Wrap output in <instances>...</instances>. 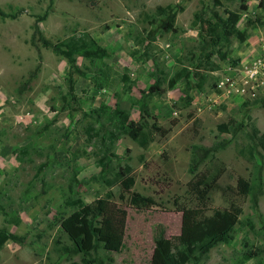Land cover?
Wrapping results in <instances>:
<instances>
[{
  "label": "rangeland",
  "instance_id": "rangeland-1",
  "mask_svg": "<svg viewBox=\"0 0 264 264\" xmlns=\"http://www.w3.org/2000/svg\"><path fill=\"white\" fill-rule=\"evenodd\" d=\"M168 6L177 9V32L159 26V8ZM0 8L24 9L17 18L0 17V229L27 236L25 244L3 245L0 264L80 261L64 253L71 241L60 221L76 210L71 201L91 203L109 192L128 212L125 245L120 252L101 248L100 256L112 264H151L157 236L180 234L182 207H201L191 188L193 146L231 138L218 129L231 118L248 127L198 172L223 171L206 215L234 206L242 213L229 241L213 247L199 264H264V193L254 208L252 192L242 194L237 186L241 176L257 190L262 161L249 123L264 132V25L254 22L264 16V0H0ZM47 9L39 23L46 38L57 42L88 32L108 51L104 58L78 57L86 74H73L74 91L67 60L37 34L32 41L36 17ZM226 9L240 13L237 28L247 38L236 35L217 44L210 39L209 21L216 20L214 12L227 17ZM182 71L171 88L169 81ZM157 78L162 90L150 92ZM144 91L152 114L147 119L166 134L156 133L145 148L127 134L115 142L104 137L112 126L92 110L102 102L119 105L131 120L142 121ZM250 149L253 161L245 156ZM107 158L103 171L100 163ZM128 166L135 178L130 191L117 182ZM134 191L156 203L134 206ZM250 253L254 256L245 259Z\"/></svg>",
  "mask_w": 264,
  "mask_h": 264
},
{
  "label": "trees",
  "instance_id": "trees-1",
  "mask_svg": "<svg viewBox=\"0 0 264 264\" xmlns=\"http://www.w3.org/2000/svg\"><path fill=\"white\" fill-rule=\"evenodd\" d=\"M52 2V0H51ZM246 8V7H245ZM163 19L159 21V26L166 32H177L175 19L177 9L168 6L160 7ZM24 9H19L16 12H6L0 8L1 18H17ZM47 9L43 14L37 15L35 23V33L33 42L36 43V34L38 41L45 47L52 48L58 55H61L70 65L69 84L70 90L74 91L73 74L79 73L85 75L78 63V57L84 58H104L108 55V51L100 45L90 33L83 32L79 35H71L64 40L53 42L46 38L40 29L39 23L45 20L48 16ZM227 17L222 18L217 12H214L215 21H209L208 33L210 39L214 43H219L222 40H229L231 36H239L241 40L247 38V35L237 28V23L240 20V13L230 9H226ZM257 24L264 25V16L257 17ZM224 56V55H223ZM38 67L36 68V70ZM36 70L31 73L30 78L36 74ZM199 74V73H198ZM184 77L183 71L169 81V86L174 88L176 82ZM123 81H128V76H123ZM29 80L25 83L22 89L29 86ZM162 79L157 78L150 87V92L161 91L160 87ZM105 86L100 84L99 88ZM188 92V89H186ZM146 93L143 92L140 102V111L142 121L131 120L130 113L123 107L115 105L111 107L102 102L100 106L92 111L100 120L105 118L107 125H111V129H106V134L111 142H115L121 135L127 134L133 140H136L142 147H147L154 140L156 133L166 134V130L157 123H153L147 119L152 117L147 103L144 101ZM251 127V139L255 145L254 149L261 156V162L257 167V190L244 177H239L237 186L242 194L252 192V200L254 208L259 205V197L264 193V180L262 179V170L264 167V155L257 149L261 147L264 150V132H262L255 122L249 123ZM107 127V126H106ZM248 127V124L238 122L231 118L226 122L220 123L218 129L220 132L231 134V138H226L216 141L211 146L194 145L193 155L191 158L190 171L196 177L191 181V188L196 194L201 207H182V228L180 234L173 238H167L163 233L157 236L155 240V248L151 259V264H199L210 250L218 244L229 241L231 234L240 222L242 208L234 206L232 208H216L211 215H206L204 210L208 206L210 192L217 186L218 180L222 175V170L215 173H199V167L208 159L213 158L215 154L229 146L233 138ZM245 153V152H244ZM256 153L252 149L249 150V155H245L250 161L255 159ZM104 159L106 158L103 157ZM102 170L105 171L110 165V159L101 161ZM126 191H130L135 184V178L131 175V168L128 166L125 172L120 174L117 181ZM72 191V187H71ZM124 197V195H121ZM131 203L136 207L149 208L156 201L150 196H144L139 192H132L130 196ZM76 207V210L70 215L63 217L60 221V226L68 235L71 245L63 247L64 253L69 256H80V261H73L72 264H112L111 261H106L100 256L101 248L109 251L120 252L125 245V233L128 212L113 200L112 193H107L106 197L96 199L94 202L85 203L82 199H76L69 203ZM13 241L19 244L27 242V236L10 231L3 227L0 229V250L7 241ZM254 256L250 253L245 257L249 259Z\"/></svg>",
  "mask_w": 264,
  "mask_h": 264
}]
</instances>
